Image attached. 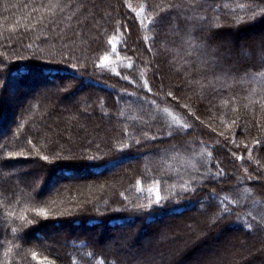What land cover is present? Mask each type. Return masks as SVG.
Masks as SVG:
<instances>
[{
	"label": "trees",
	"instance_id": "obj_1",
	"mask_svg": "<svg viewBox=\"0 0 264 264\" xmlns=\"http://www.w3.org/2000/svg\"><path fill=\"white\" fill-rule=\"evenodd\" d=\"M0 264H264V0H0Z\"/></svg>",
	"mask_w": 264,
	"mask_h": 264
},
{
	"label": "snow or ice",
	"instance_id": "obj_2",
	"mask_svg": "<svg viewBox=\"0 0 264 264\" xmlns=\"http://www.w3.org/2000/svg\"><path fill=\"white\" fill-rule=\"evenodd\" d=\"M157 204H159V198H157Z\"/></svg>",
	"mask_w": 264,
	"mask_h": 264
},
{
	"label": "rangeland",
	"instance_id": "obj_3",
	"mask_svg": "<svg viewBox=\"0 0 264 264\" xmlns=\"http://www.w3.org/2000/svg\"><path fill=\"white\" fill-rule=\"evenodd\" d=\"M209 118V117H208Z\"/></svg>",
	"mask_w": 264,
	"mask_h": 264
}]
</instances>
